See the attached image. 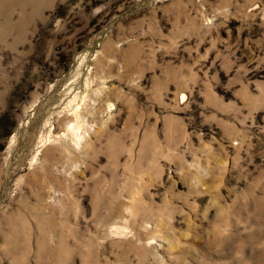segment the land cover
I'll return each mask as SVG.
<instances>
[{
  "label": "rangeland",
  "instance_id": "obj_1",
  "mask_svg": "<svg viewBox=\"0 0 264 264\" xmlns=\"http://www.w3.org/2000/svg\"><path fill=\"white\" fill-rule=\"evenodd\" d=\"M0 264H264V0H0Z\"/></svg>",
  "mask_w": 264,
  "mask_h": 264
}]
</instances>
